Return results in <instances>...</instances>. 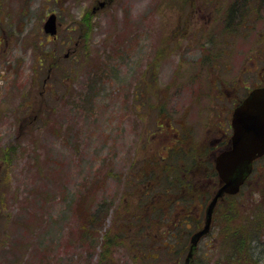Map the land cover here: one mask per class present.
I'll list each match as a JSON object with an SVG mask.
<instances>
[{
	"label": "rangeland",
	"instance_id": "374dc122",
	"mask_svg": "<svg viewBox=\"0 0 264 264\" xmlns=\"http://www.w3.org/2000/svg\"><path fill=\"white\" fill-rule=\"evenodd\" d=\"M104 1L0 0V264H184L204 227L264 0ZM231 201L191 264H264V160Z\"/></svg>",
	"mask_w": 264,
	"mask_h": 264
},
{
	"label": "water",
	"instance_id": "95a60500",
	"mask_svg": "<svg viewBox=\"0 0 264 264\" xmlns=\"http://www.w3.org/2000/svg\"><path fill=\"white\" fill-rule=\"evenodd\" d=\"M102 6L105 3H101ZM47 34L56 36L57 16L50 15L44 24ZM234 135L232 148L222 153L216 160L221 180L217 191L205 212L204 227L191 237V246L185 264H190L198 243L210 231L213 213L220 198L225 194H237L252 171L255 159L264 155V90H256L235 110L233 115Z\"/></svg>",
	"mask_w": 264,
	"mask_h": 264
},
{
	"label": "flooded vegetation",
	"instance_id": "af4514ba",
	"mask_svg": "<svg viewBox=\"0 0 264 264\" xmlns=\"http://www.w3.org/2000/svg\"><path fill=\"white\" fill-rule=\"evenodd\" d=\"M101 3H105V5L102 6ZM109 3H111V0H105L104 2H100V8L106 7ZM56 36L54 38L51 36L47 37L51 41H55ZM179 46L180 45H177L175 49L178 50ZM179 57L183 58L184 56H181V53H179ZM234 57L235 56L232 55L229 58L232 59ZM185 59L186 58H183L182 60L178 61V64L181 65V68L183 66L182 64L185 63ZM228 68L229 66H227V69ZM240 72L243 75V77H240L239 79L240 82L242 81V83H237L236 85L234 83H227V85L225 86L224 82L221 83L220 80L222 78L219 76V74H216L214 79V90L216 92L215 102H217V106L220 109L219 112L221 113L219 118V125L221 128L219 130V135L215 136V139L212 141L213 154L211 157L212 161L210 162V166L212 169L213 176H216L218 179L219 187L217 190H219V188L221 187V183L216 167V160L222 153L232 148V136L234 133V129L232 126L233 113L243 103V101L251 95L254 90L264 89V39L261 41L259 47L256 50L251 51L250 49H248V51L245 52L244 63ZM248 84L250 85L247 86ZM236 97H238V100H236ZM229 100L231 102V105L229 108H225L224 103L228 102ZM224 109H226L225 111L227 112L226 116H223ZM262 159H264V156L256 160L253 164V174L250 178H252L253 175H256ZM165 176L166 174L164 175V177Z\"/></svg>",
	"mask_w": 264,
	"mask_h": 264
},
{
	"label": "trees",
	"instance_id": "16d2710c",
	"mask_svg": "<svg viewBox=\"0 0 264 264\" xmlns=\"http://www.w3.org/2000/svg\"><path fill=\"white\" fill-rule=\"evenodd\" d=\"M238 197H239V195H237V196H228V197L225 198V202H228V201H230V200H232L231 202H233V201L237 202ZM220 204H221V203H220ZM237 210H238V209H237ZM91 220L94 221V218H92Z\"/></svg>",
	"mask_w": 264,
	"mask_h": 264
},
{
	"label": "bare ground",
	"instance_id": "6f19581e",
	"mask_svg": "<svg viewBox=\"0 0 264 264\" xmlns=\"http://www.w3.org/2000/svg\"><path fill=\"white\" fill-rule=\"evenodd\" d=\"M243 190H241V191H239V193H238V195L240 196V194H241V192H242ZM198 248H199V246H197V249H196V251H195V253H194V256L193 257H195V255H196V253H197V251H198Z\"/></svg>",
	"mask_w": 264,
	"mask_h": 264
}]
</instances>
